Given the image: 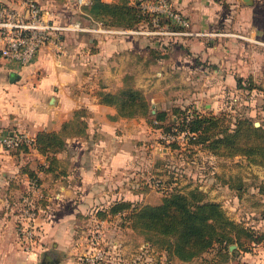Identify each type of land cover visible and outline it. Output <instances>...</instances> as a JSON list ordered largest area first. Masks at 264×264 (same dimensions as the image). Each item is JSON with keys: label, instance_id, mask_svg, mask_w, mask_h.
<instances>
[{"label": "crops", "instance_id": "1", "mask_svg": "<svg viewBox=\"0 0 264 264\" xmlns=\"http://www.w3.org/2000/svg\"><path fill=\"white\" fill-rule=\"evenodd\" d=\"M172 2L188 16L194 30L209 33L207 37H190L182 42L188 47V55L180 44L171 45L178 51L175 50L179 56L176 65H168L166 56L153 59V52L147 48L149 37L92 30L60 36L55 43L41 48L32 64L18 71L10 72L0 66V133L18 132L35 137L40 131L58 132L65 122L73 119L74 111L86 109V116L82 117L86 121L84 133L67 137L65 148L55 154L58 159L55 174L39 170L40 165L47 166L48 162L35 149L18 155L0 150V264L36 263L34 253L20 249L14 223L17 204L29 197L20 190V183L26 185L29 179L26 170L34 171L43 181L52 176L62 192L56 194L59 203L66 199L65 203H71V211H78L102 198L108 203L116 199L121 193L116 190L122 189L116 185L124 183L123 177L117 180L115 175L118 167L129 164L138 167L141 163L133 151L122 148L116 140L124 139L125 145L133 142L140 148L143 143L129 141L137 137L131 129L139 124L138 130L145 132L142 122L146 120L141 116H118L111 105L99 103L100 92L115 93L127 77L132 78L135 88L142 90L148 68L156 64L167 70L170 67L188 70L191 101L196 105L203 99L216 101L226 95L223 86L227 85L228 95L239 97L244 87L237 86V79L243 85L247 81L254 86L264 85V0ZM40 3L46 15L56 20L83 15L73 14L77 9L74 0H40ZM82 20L92 29L110 27ZM165 52L167 49L163 48L161 55ZM207 83L219 89L207 92L194 88ZM89 85L100 90L89 93L86 90ZM146 99L154 103L152 107L156 101L160 102L157 94ZM112 143L115 145L111 148ZM51 262L56 264L52 258Z\"/></svg>", "mask_w": 264, "mask_h": 264}, {"label": "rangeland", "instance_id": "2", "mask_svg": "<svg viewBox=\"0 0 264 264\" xmlns=\"http://www.w3.org/2000/svg\"><path fill=\"white\" fill-rule=\"evenodd\" d=\"M73 14L80 15L77 9ZM140 27L141 25H138L134 30ZM150 40L147 48L154 49L153 59L159 60L166 56L165 61L168 65H176L174 62L179 60V56L175 53L177 49L171 48V45L178 43L172 44L168 41L169 45L164 48L167 52L161 55L163 48L156 45L153 40L150 43ZM180 47L185 51L184 54L188 55V47L182 43ZM147 59L149 62L153 60L149 56ZM145 78L146 85L142 86V90L138 88L136 90L145 99L149 98L150 94H157L160 102L156 101L155 107H152L151 104L154 103L147 101L150 111L141 116L146 120L142 122L145 132L138 130L139 124H135L136 127L133 126L131 129L132 134H136L137 137L129 141L143 143L140 148L133 142L125 145L126 140H116L122 148L133 151L135 158L141 162L138 167H132L131 164L118 167L119 171L115 175L117 180L123 177L124 183L117 184L116 186L120 185L122 189L116 191L121 193L109 203V200L105 201L102 198L90 207L71 211V203L70 205L65 203L66 199L59 203L56 194L61 192L60 185L52 176V180L40 179L38 188L32 186V180L29 178L26 185L20 183L21 192H26L29 197L25 196L20 200L17 209L14 210L15 231L19 237L20 249L23 252L34 253L35 264H40L45 255L52 258L56 264H264V165L249 161L239 152H233L232 155L214 154L207 147L205 134L198 140L190 141L189 134H180L181 132L173 129V123L176 121L173 110L177 108L184 112L183 110L189 108L190 111L195 110L202 115H216L217 120L212 123L213 127L206 134L215 136L223 129L230 131L235 129L238 130L239 140L250 143L254 139L262 144L264 93L260 89L264 88V85L253 87L254 90L242 88L240 90L242 93L236 98L228 95L230 92L228 85L223 86L226 95H222L216 101L203 99L196 105L191 101L192 84L189 83L186 68L170 67L167 70L156 64L148 68ZM125 82L127 86L135 89L132 78L127 77ZM124 85L123 83L119 89ZM194 88L200 91L207 89V92L219 89L218 86L208 83L195 85ZM88 89L92 94L100 90L93 85H89L86 90ZM118 90L115 93H118ZM205 104L209 106L205 107ZM112 107L116 110L114 106ZM79 110L86 111L84 108ZM152 110L167 113L163 125L170 127L168 130L170 132L166 131L168 132L166 134L163 132L164 128L149 125V120L153 118ZM182 115L178 114L180 118ZM256 122L258 125H255ZM248 125L260 128L261 131L250 133ZM128 127L131 128V125ZM114 145L112 143L111 148ZM193 189L202 192L207 200L219 203L226 216L247 229L251 237L240 232L239 238H236L234 230L223 228L221 232L233 238L235 240L233 244L226 240L214 243L192 260L182 262L173 257L169 258L160 248L158 243L161 235L147 231L143 226L134 228L133 219L129 216L130 210L115 215L108 212L114 202L130 201L138 207L157 205L170 193H186ZM28 205L37 208V216L33 220V235L36 236L31 238V242H23L18 233L19 224H23L20 211Z\"/></svg>", "mask_w": 264, "mask_h": 264}, {"label": "trees", "instance_id": "3", "mask_svg": "<svg viewBox=\"0 0 264 264\" xmlns=\"http://www.w3.org/2000/svg\"><path fill=\"white\" fill-rule=\"evenodd\" d=\"M136 1L139 0H112L110 2L93 0L91 5L83 10L87 17L81 15V18H76V20L81 22L83 18H86L105 26L133 30L138 25H141L143 21L147 20L140 13ZM150 39L156 42V45L165 48L169 45L168 41H171L170 43L172 44H180L182 43L180 41L184 38L173 40L155 37ZM152 52H155L153 48L150 49V53ZM237 80L238 87L249 89L257 87L249 81L246 82L247 85H243L240 79ZM124 84V87L119 89L118 93L100 92L98 95L99 103L114 106L120 117L131 118L145 116L149 113L150 109L148 108L147 99L136 88L127 86L125 81ZM260 90L264 93V88ZM262 110L264 112V108ZM183 111L180 112L177 108L173 110L176 120L173 123L175 131L181 132L180 134H189L190 141L198 140L202 134H205L204 140L208 143L207 147L214 154L223 153L224 155H232L233 152H239V154L244 155L249 161L264 165V143L259 144L254 139L250 143H246L242 139L239 140L238 130L235 129L233 131L223 129L217 132L215 136H211L206 133L213 127L212 123L217 120L216 115H202L195 110L190 111L189 108ZM178 114L183 115L180 118ZM152 115L153 118L149 120L150 126L164 128L163 132L166 134L170 132L168 131L170 127L163 125V121L166 120L167 116L165 111L157 112L155 110ZM85 116V112L78 109L74 111L73 119L65 122L60 131H40L35 135L32 149L45 156L48 162L47 166L40 165L38 167L40 171L55 174L58 168V159L55 157V154L65 148V139L67 137L84 133L86 121L82 117ZM79 119L81 120L79 121ZM245 122L248 123L247 121ZM259 130L261 131L260 128L248 125L250 133L259 132ZM220 148L224 150L220 151ZM29 151L30 148L25 143H21L17 148L9 152L13 155H18ZM26 173L30 180L39 187L40 181L35 172L26 170ZM32 207L37 210L35 206ZM125 210L131 211L129 216L133 219L134 228L143 226L147 231H154L155 234L161 235L160 243H158L160 248L166 252L169 258L173 257L182 262L192 260L210 248L214 243H221L223 240H226L230 244H233L235 240L221 232L223 228L234 230L236 238H239L240 232H244L247 237H251L247 229L226 216L219 203L207 200L204 194L196 189L186 193H170L164 196L161 203L157 205L138 207L130 201L114 202L109 207L108 212L115 215Z\"/></svg>", "mask_w": 264, "mask_h": 264}, {"label": "built area", "instance_id": "4", "mask_svg": "<svg viewBox=\"0 0 264 264\" xmlns=\"http://www.w3.org/2000/svg\"><path fill=\"white\" fill-rule=\"evenodd\" d=\"M92 1L74 0V4L78 12L87 17L83 10L89 7ZM136 3L140 13L147 20L141 23L139 29L130 30L111 27L92 29L79 20H56L46 15L40 0H0V66L10 72L25 68L34 62L44 46L55 43L62 35L81 31L141 34L149 38L173 40L209 36L207 32L194 30L188 16L177 9L172 0H139ZM21 143L32 149L34 137L18 132L0 133L2 151L9 152ZM31 184L38 188L34 182ZM20 213L23 216V224L18 226L20 239L23 242H31L34 237L33 220L37 216L36 209L28 205Z\"/></svg>", "mask_w": 264, "mask_h": 264}, {"label": "water", "instance_id": "5", "mask_svg": "<svg viewBox=\"0 0 264 264\" xmlns=\"http://www.w3.org/2000/svg\"><path fill=\"white\" fill-rule=\"evenodd\" d=\"M246 2V0H244ZM15 78H18V74H14ZM255 125H258V123L256 122ZM233 247V246H231ZM40 264H54L51 262V258L48 257L47 255H45V257L43 258L42 262Z\"/></svg>", "mask_w": 264, "mask_h": 264}, {"label": "flooded vegetation", "instance_id": "6", "mask_svg": "<svg viewBox=\"0 0 264 264\" xmlns=\"http://www.w3.org/2000/svg\"><path fill=\"white\" fill-rule=\"evenodd\" d=\"M44 257H45V256H44ZM44 257H43V258H44Z\"/></svg>", "mask_w": 264, "mask_h": 264}]
</instances>
